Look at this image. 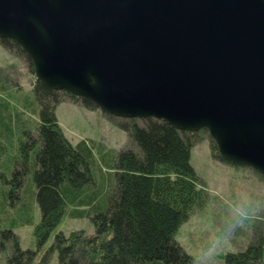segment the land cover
<instances>
[{
  "label": "water",
  "instance_id": "obj_1",
  "mask_svg": "<svg viewBox=\"0 0 264 264\" xmlns=\"http://www.w3.org/2000/svg\"><path fill=\"white\" fill-rule=\"evenodd\" d=\"M35 80L102 112L205 130L264 176V0H0Z\"/></svg>",
  "mask_w": 264,
  "mask_h": 264
},
{
  "label": "trees",
  "instance_id": "obj_2",
  "mask_svg": "<svg viewBox=\"0 0 264 264\" xmlns=\"http://www.w3.org/2000/svg\"><path fill=\"white\" fill-rule=\"evenodd\" d=\"M0 45L25 58L32 72L29 58L18 45L4 38H0ZM1 72L0 143L9 137L3 146L6 160L0 161V222H9L0 223L3 264L33 261L35 252L19 248L13 228L14 216H24L19 225L32 224L34 202L40 213L33 228L38 246L46 242L67 207L71 218L86 217L93 226L91 235L84 230L68 235L58 231L39 264H47L53 251L57 264H192L174 235L206 197V187L189 162L192 145L206 131L181 132L153 118L143 119V125L138 126L135 119H129L131 122L120 126L138 151H121L103 172L93 160L92 143L80 140L71 144L54 113L64 96L81 100L89 110L98 109L93 103L55 91L35 79L31 92L20 98ZM6 93L9 101L3 100ZM104 115L109 120L114 117ZM209 141L211 154L221 160ZM93 167L99 178L94 176ZM224 261L264 264V233L245 249L226 253Z\"/></svg>",
  "mask_w": 264,
  "mask_h": 264
},
{
  "label": "rangeland",
  "instance_id": "obj_3",
  "mask_svg": "<svg viewBox=\"0 0 264 264\" xmlns=\"http://www.w3.org/2000/svg\"><path fill=\"white\" fill-rule=\"evenodd\" d=\"M10 53L0 45V70L10 88L19 91L22 98L23 94L31 92L35 78L29 70L26 59ZM2 97L3 100L9 101L8 93ZM61 100L56 105L54 113L64 137L73 145L80 140H89L93 145V160L103 172L107 170L106 164H110L121 151L127 149L138 151L137 145L120 126L131 122L129 119L113 117L109 120L99 109L89 110L84 107L81 100H71L66 96ZM134 123L141 126L143 119H135ZM200 136L199 141L190 149L189 162L194 173L206 187V197L203 204L195 207L188 219L178 227L174 239L184 252L191 256L192 264H225L226 253H236L245 249L260 233H264V179H260L248 167L227 164L215 158L211 154L207 133H201ZM6 140H9V137L5 136L0 143V161L6 160L3 149V146L8 143ZM93 168L94 176L99 178L98 172L95 167ZM242 198H246L250 204L249 218L226 240H218ZM70 211L69 207L65 209L62 219L49 233L42 246L37 245L33 234L34 226L40 221L36 202L31 207L32 224L19 225L24 216L19 215L20 218L14 216L16 226L13 228V233L18 237L19 248L35 252V257L30 264H39L58 231L64 235L75 230H84L86 235L93 234V226L89 219L71 218ZM13 212L14 210H9L11 215ZM8 223L4 220L1 225ZM214 244L215 249L211 257L200 259L202 251ZM0 264H3L1 254ZM47 264H57L55 251L49 255Z\"/></svg>",
  "mask_w": 264,
  "mask_h": 264
},
{
  "label": "clouds",
  "instance_id": "obj_4",
  "mask_svg": "<svg viewBox=\"0 0 264 264\" xmlns=\"http://www.w3.org/2000/svg\"><path fill=\"white\" fill-rule=\"evenodd\" d=\"M250 216V204L247 201L246 198H242L241 202L235 207L233 213H232V219L228 223L227 227L224 229V231L221 233V236L217 239H227L228 236L231 235V233L239 226L243 225L245 221ZM215 249V244L202 251L200 259H204L206 257H211L213 251Z\"/></svg>",
  "mask_w": 264,
  "mask_h": 264
}]
</instances>
